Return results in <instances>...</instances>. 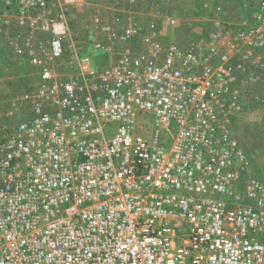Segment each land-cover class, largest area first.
Returning a JSON list of instances; mask_svg holds the SVG:
<instances>
[{
	"label": "built area",
	"instance_id": "1",
	"mask_svg": "<svg viewBox=\"0 0 264 264\" xmlns=\"http://www.w3.org/2000/svg\"><path fill=\"white\" fill-rule=\"evenodd\" d=\"M52 1L0 13L8 37L18 5L16 50L39 80L0 125V264H264V181L233 129L264 96V0L255 19L218 6L185 43L162 37L175 16L111 0L92 18L97 59L70 20L88 0ZM67 53L74 73L57 67Z\"/></svg>",
	"mask_w": 264,
	"mask_h": 264
},
{
	"label": "rangeland",
	"instance_id": "2",
	"mask_svg": "<svg viewBox=\"0 0 264 264\" xmlns=\"http://www.w3.org/2000/svg\"><path fill=\"white\" fill-rule=\"evenodd\" d=\"M110 1L88 0L86 3L78 2L70 8L73 34L79 36L81 40H85L86 46L87 44L91 45L87 48L84 47L85 49L82 52L88 54L92 52L96 59L100 56L97 55V51L93 48L95 35L93 32L91 33L92 18L94 13L99 10L107 13ZM256 1H247L251 19L256 18L255 15L261 0ZM50 3L49 8H45L48 14L53 15V13L60 11L61 8L66 7L61 0H55ZM237 3V0H219L216 4L208 0H173L172 2H167V0H147L140 9H147L148 6H152L161 9L164 13L175 16L179 21L178 27L166 24L162 37L164 40L185 43L190 37L207 30L209 18L218 6L223 10L224 19L231 20L229 18L234 15ZM17 8L18 5H14L8 11V14L16 18L9 25L12 33L8 37L0 33V125L22 117L28 106V94L39 86L38 70L25 60L24 55L21 56L16 50V46L22 41L16 37V32L23 26L17 20ZM5 10H7L6 5L3 0H0V13ZM48 37L47 33H36L33 40L41 42L48 40ZM254 53L260 56L261 61L264 63V48L258 49ZM68 60L69 53L61 60L63 63H60L57 67L63 73H74ZM261 76L263 78L259 82H255L254 87H257L259 93L264 95V71ZM245 98V112L234 121L233 129L252 160L251 169L253 174L264 181V96L256 98L246 95ZM244 183L245 180L237 185L238 190H243Z\"/></svg>",
	"mask_w": 264,
	"mask_h": 264
},
{
	"label": "crops",
	"instance_id": "3",
	"mask_svg": "<svg viewBox=\"0 0 264 264\" xmlns=\"http://www.w3.org/2000/svg\"><path fill=\"white\" fill-rule=\"evenodd\" d=\"M208 1L212 2L213 4H216L219 0H208ZM247 1L248 0H237L238 5L234 9V15L231 16L229 19H231L232 21H234L233 19H237L238 21V20H244L245 18H251L249 8L247 7ZM249 1L255 2L256 0H249Z\"/></svg>",
	"mask_w": 264,
	"mask_h": 264
}]
</instances>
